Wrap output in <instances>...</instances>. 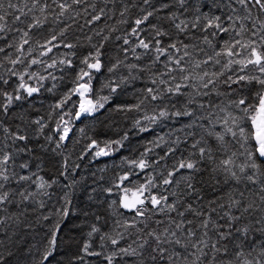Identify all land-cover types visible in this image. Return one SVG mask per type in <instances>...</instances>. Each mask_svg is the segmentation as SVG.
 <instances>
[{
    "label": "snow or ice",
    "instance_id": "snow-or-ice-1",
    "mask_svg": "<svg viewBox=\"0 0 264 264\" xmlns=\"http://www.w3.org/2000/svg\"><path fill=\"white\" fill-rule=\"evenodd\" d=\"M116 2L104 0L105 4ZM121 2V23H128L123 18L137 5ZM141 5L142 14L132 20L125 35L97 32L103 41L98 44H92L88 36L91 46L77 61L79 38H73L75 43L69 39L73 23L82 17L84 23L78 27L91 30L105 19V8L97 10L90 0H0V116H8L17 102L38 95L49 78L52 83L46 90L56 89L58 77L50 69L61 73L59 79L66 70L72 75V87L53 106L61 110L51 130L57 134L53 153L68 141L74 120L103 109L111 94L129 80H147L142 98L134 105H116L115 110L139 112L151 104V114L145 112L135 121L139 132L151 131L161 121L184 122L178 129L183 139L170 134L168 141L160 136L152 142L156 148L161 142L167 144L155 164L179 154L159 179L148 175L146 182L134 184L132 176L138 173L131 171L103 189L117 197L110 202L114 214H130L116 221L123 230L113 235L93 223L86 237L77 241L73 233L79 225L69 227L76 213L68 192L54 212L30 218L36 207H45L44 199L36 197L51 199L53 193L48 190L57 183L39 175L41 165L50 164L59 176L67 177V159L41 158L37 170H31L35 158L31 140L39 136L31 137L19 126L12 130L0 121L4 134L0 143V264H12L13 259L16 264H92V258L99 264H264V0H160L158 4L141 0ZM161 12L166 15L159 18L160 24L150 23ZM165 20L173 31L164 27ZM109 39L120 42L124 58L116 57L105 65ZM192 39H199L203 46L191 44ZM57 49L69 51L57 59ZM129 53L139 63H129ZM105 67L109 74L121 67L128 74L106 80L101 90L107 88L109 95L94 96L93 80ZM73 96L78 102L72 101ZM32 123L48 143L53 142V135L44 132L48 125L42 118ZM196 129H203V134L192 140L185 156L181 146L188 148ZM127 139L125 134L103 146L91 140L86 147L95 149L93 155L99 158L118 151ZM152 151L147 148L138 160L129 162L130 167L141 172L152 168L147 158ZM33 186L34 191L30 190ZM95 192L91 189L89 200ZM83 215L87 217L86 212ZM41 221H51L43 238L35 241L33 235L30 240Z\"/></svg>",
    "mask_w": 264,
    "mask_h": 264
},
{
    "label": "trees",
    "instance_id": "trees-1",
    "mask_svg": "<svg viewBox=\"0 0 264 264\" xmlns=\"http://www.w3.org/2000/svg\"><path fill=\"white\" fill-rule=\"evenodd\" d=\"M123 2L135 3L136 7H131V11L123 18L128 21V23H121V16L119 15V10L122 9L121 0H117L116 4L111 3L105 4L104 0H90V3L95 4L97 10L101 7L105 8L106 17L101 22L93 24L91 30L88 27H85L81 30L78 25L84 23L82 17L77 18V23L68 21V23H73V27L70 29L69 39H72L73 42H77L74 37H78L79 48L77 51V56L74 57L77 61L80 58L81 53H85L90 48V42L87 37H92V44H98L103 42L101 36H97V32H103L104 35H109L110 37H115L117 35L123 36L126 34V30L129 29L132 20L138 15H141L140 7L141 0H123ZM160 0H153V3H159ZM82 11V9H81ZM166 12L158 13L156 17L150 20V23L160 24V17H164ZM56 25H52L51 28H55ZM164 27L169 31L173 29L169 28V22L164 21ZM51 28L49 30H51ZM116 29V31H113ZM48 33H45L47 35ZM195 36L198 38L200 36L199 31L195 33ZM134 39V38H133ZM185 42H189L187 39ZM0 43H3L0 41ZM201 43L199 39H192L191 44ZM120 42L115 41L114 39H109L105 43V52L104 57L105 65L110 64L116 57L121 59L124 58V54L119 50L118 45ZM201 46L202 43H201ZM9 51H12L9 49ZM67 49H57L55 50L56 58H62L63 53H67ZM142 51V50H138ZM210 51V50H209ZM45 60L48 57L44 58ZM129 63H139L132 58L131 53L128 56ZM36 70L43 72V68L35 66ZM163 67V65H159ZM3 70H0L2 73ZM58 77L56 83L57 88L52 92L47 91L46 89L51 86V79L45 81V87L41 89V92L38 95H34L30 100L24 101L22 103L17 102L15 106L10 110L8 116H0V121H3L4 125L10 127L12 130H16L19 126L25 130L31 137L39 136V139H32L31 145L35 146V158L32 160V169H36V163L39 159L45 161L55 159L57 161L63 162L65 159L68 161L69 166V175L67 177L59 176L56 169H54L50 164L47 166L41 165V168L38 170L39 175L43 176L45 179H55L57 183L53 186L52 189L48 191L52 192L53 195L51 199L47 197L37 196L36 200L44 199L45 207L39 209L36 207V210L30 216L31 219L35 220L36 215L43 213L49 214L58 209L62 204L63 193H70L74 212L76 215L71 218V223L69 227H77L76 232L73 233L77 241L82 240L87 235L88 226L96 223L102 232H109L115 234L116 231H122L123 229L119 228L116 224L117 220H123L125 218H130V214H126L125 217H120L119 215L114 214V209L110 207V202L112 199H116L115 195L108 196L103 192L105 187L111 185V183L116 180L120 175L135 171L138 175L132 176L134 184L144 183L147 180L148 175H153L159 179V174L163 171L166 172L168 168L171 167V164L178 158L179 154L176 157H170L167 161H160L159 164H155V161L163 154L167 148V144L162 143V146L159 148L154 147L153 141L157 140L158 137L163 136L165 141L169 140V135L172 134V138H175V135H180L183 139L184 133L179 132L178 129L184 123L183 121H161L155 125H152V130L148 132H139L135 127L136 119H142L145 112L151 114V104H148L146 108H142L141 111H117L116 105H134L139 102V99L142 98V89L145 87L147 80L137 79L135 81L129 80L125 85L121 86V89L116 94H111V99L108 103L105 104L103 109H100L93 116H83L79 120H74L72 124V130L69 133V139L65 142L60 149H57L55 153L51 150L55 148V139L57 134L52 132V129H55L56 122L59 120L60 109H55L53 106L59 101V99L66 93V91L72 87V75L66 70L63 79H59L61 73L56 70L50 69ZM45 75L47 73H44ZM128 70L124 67H121L120 71L114 74H109L107 68L96 74V78L93 80V95H109V90L107 88L102 89V85L106 82L107 79L115 76L117 79L121 76H127ZM35 83V81H33ZM9 91L12 89L9 88ZM214 98V97H213ZM78 97L73 96L72 101L78 102ZM71 104V102H70ZM67 107V106H66ZM75 111V108L71 109ZM19 117H23L20 119ZM42 118L43 122L48 125L45 128L44 132L49 135H53V142L48 143L44 135L38 133V126L32 123L33 120ZM67 120L68 117H65ZM63 124V122H60ZM147 123V122H145ZM84 131L81 132L80 130ZM196 137L189 138V146L185 148L184 145L181 146V152L187 156L191 151L190 144L193 139H198L200 135L203 134V129H196ZM127 134L128 139L123 141V146L119 148L118 151H114L112 155L102 156L95 158L93 153L95 149L89 151L86 147L90 144L91 140H96L100 146H103L104 142L121 140L123 136ZM3 132L0 131V143L3 142ZM8 143H11L8 141ZM43 145V148L40 146ZM115 147V146H114ZM153 148V151L148 154V159L153 162V167L147 169L146 172H141L139 169H132L130 167L131 160H138L142 153L146 151L147 148ZM44 149L48 151L45 152ZM83 157V158H81ZM28 157L21 156L19 159H27ZM79 167H76V166ZM17 172L21 170L17 167ZM74 174H71L73 173ZM75 183L73 184V182ZM73 184L71 188L67 185ZM132 186V185H130ZM13 188L17 187L12 185ZM27 187V185H25ZM207 186H205L206 188ZM95 188L96 192L92 193L93 199L89 200L88 193L91 192V189ZM30 190H35L34 186ZM154 192L158 191L157 189L153 190ZM179 191V190H178ZM212 192H207L208 196H211ZM17 199H19L17 197ZM196 206L199 207L198 202ZM206 203V201H205ZM15 210V209H14ZM32 209L30 208V212ZM87 213V217L83 213ZM99 217V220L96 217ZM53 219H55L53 217ZM51 223V221H41L38 226L37 233L30 234L29 239L35 237V241H39L43 238L46 225ZM82 228V231H81ZM65 234H68V229H64ZM70 242L66 241L65 244L68 245ZM98 243V241H97ZM76 245H72V250L75 251ZM63 259V257H61ZM12 264H16L15 259H13ZM92 264H99L97 258H92Z\"/></svg>",
    "mask_w": 264,
    "mask_h": 264
}]
</instances>
